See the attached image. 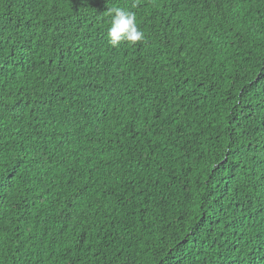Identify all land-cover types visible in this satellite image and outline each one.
<instances>
[{
    "label": "trees",
    "instance_id": "obj_1",
    "mask_svg": "<svg viewBox=\"0 0 264 264\" xmlns=\"http://www.w3.org/2000/svg\"><path fill=\"white\" fill-rule=\"evenodd\" d=\"M0 264H264V0H0Z\"/></svg>",
    "mask_w": 264,
    "mask_h": 264
},
{
    "label": "clouds",
    "instance_id": "obj_2",
    "mask_svg": "<svg viewBox=\"0 0 264 264\" xmlns=\"http://www.w3.org/2000/svg\"><path fill=\"white\" fill-rule=\"evenodd\" d=\"M110 26L108 28V38L112 45H119L127 42L135 45L145 39L144 31L138 26L136 16L131 11L122 8H111Z\"/></svg>",
    "mask_w": 264,
    "mask_h": 264
}]
</instances>
